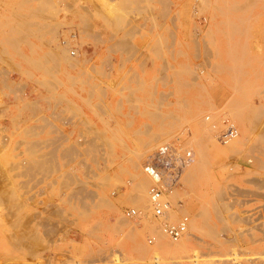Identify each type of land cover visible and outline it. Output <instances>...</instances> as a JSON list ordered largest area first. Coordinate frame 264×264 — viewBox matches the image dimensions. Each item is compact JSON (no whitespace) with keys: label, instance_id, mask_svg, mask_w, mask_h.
<instances>
[{"label":"rangeland","instance_id":"rangeland-1","mask_svg":"<svg viewBox=\"0 0 264 264\" xmlns=\"http://www.w3.org/2000/svg\"><path fill=\"white\" fill-rule=\"evenodd\" d=\"M0 1V264H264V0ZM147 60L160 91H127ZM163 143L194 159L156 219ZM184 216L179 249L162 226Z\"/></svg>","mask_w":264,"mask_h":264},{"label":"built area","instance_id":"built-area-1","mask_svg":"<svg viewBox=\"0 0 264 264\" xmlns=\"http://www.w3.org/2000/svg\"><path fill=\"white\" fill-rule=\"evenodd\" d=\"M205 121L210 122V117L206 116ZM234 135L232 127L224 126L218 139L221 141L232 138ZM192 159V150L174 146L172 143H163L145 161L143 172L152 181L147 194L154 218H165L171 212L172 206L171 203L164 200L165 194L171 192L179 184L184 168ZM125 216L129 219L139 220L142 213L137 209H129L125 211ZM188 222V217L184 216L175 224L164 223L162 232L176 242L186 233ZM147 242L152 244L154 239H148Z\"/></svg>","mask_w":264,"mask_h":264},{"label":"crops","instance_id":"crops-1","mask_svg":"<svg viewBox=\"0 0 264 264\" xmlns=\"http://www.w3.org/2000/svg\"><path fill=\"white\" fill-rule=\"evenodd\" d=\"M112 64L113 66L111 68V72L114 80L113 88L115 89L119 81L116 79L117 73L118 71L123 70V64H121V61H118L116 58L113 59ZM135 64L138 66V69H134V71L133 67L130 68L132 75L129 84L131 87H129L127 91H160L162 79V69L160 64L155 63L152 60H147L146 62L142 63V65L134 62L133 65ZM122 91L126 90L123 89Z\"/></svg>","mask_w":264,"mask_h":264},{"label":"bare ground","instance_id":"bare-ground-1","mask_svg":"<svg viewBox=\"0 0 264 264\" xmlns=\"http://www.w3.org/2000/svg\"><path fill=\"white\" fill-rule=\"evenodd\" d=\"M22 1H24V0H22ZM22 1H21V3H22ZM106 1H108V0H106ZM123 1V0H122ZM128 1V0H127ZM169 1V0H168ZM198 1V0H197ZM250 1V0H249ZM260 1V0H259ZM262 1V0H261ZM0 2H2V1H0ZM25 2H27V0L25 1ZM109 2V1H108ZM170 2V1H169ZM256 2V0L253 2V0H252V3H255ZM20 3V4H21ZM24 3V2H23ZM106 3V2H105ZM123 3V2H122ZM125 3V2H124ZM161 3H163V0H161ZM168 3V2H167ZM205 3V2H204ZM236 3V2H235ZM235 3H234V5H231L230 4V6H227V7H225V8H228V9H225V10H223V8H221L220 9V11H221V14L223 13V12H225V13H227L228 14V12L230 11V14H240L239 12L240 11H242L243 9H245L244 7H243V9H241L242 7L241 6H239V5H237V3H236V5H235ZM244 3H247V2H244ZM250 3H251V1H250ZM252 3H251V6H252ZM19 4V5H20ZM25 4V3H24ZM24 4H21L22 5V7H23V5ZM164 4V3H163ZM190 5V4H189ZM242 6H243V4H241ZM249 5V4H248ZM254 6L256 5V4H253ZM226 6V5H225ZM245 6H246V4H245ZM123 7V6H122ZM209 7V6H208ZM213 7H214V5H213ZM248 7V6H247ZM246 7V8H247ZM257 7V6H256ZM216 8V7H215ZM251 8V7H250ZM260 8V7H259ZM249 9V8H248ZM43 10V9H42ZM217 10H218V8H217ZM246 10V9H245ZM244 10V11H245ZM251 10V9H250ZM41 11V10H40ZM220 11H219V13H220ZM223 11V12H222ZM39 12V11H38ZM252 12V11H251ZM36 13V12H35ZM15 14V13H14ZM244 14V13H243ZM14 16V15H13ZM15 16H20V17H22L21 15H15ZM31 16H33L32 14H31ZM20 17L19 18H17V20H16V23H18V20L20 19ZM258 17V16H257ZM13 20L14 19H16V17H14V18H12ZM40 19V18H39ZM45 19V18H44ZM237 19V18H236ZM248 19V18H247ZM250 19V18H249ZM12 20V21H13ZM206 20L208 21V24H209V26H210V28H212L213 26H214V24H215V20H213V18L212 19H210V18H206ZM245 20V19H244ZM11 21V22H12ZM22 21H24V20H22ZM21 21V22H22ZM240 21V20H239ZM7 22V21H6ZM14 23H15V21H13ZM19 22H20V20H19ZM241 22H243V21H241ZM196 23V22H195ZM194 23V24H195ZM244 23V22H243ZM18 24H23V23H18ZM18 24H16V25H18ZM26 24V23H25ZM232 24V23H231ZM247 24V23H246ZM249 24V23H248ZM253 24V23H252ZM6 25V27L8 28V26H7V23L5 24ZM8 25L10 26V30L14 27H16V25L15 26H13V24H11L10 22L8 23ZM34 25V24H33ZM196 26L198 25V24H195ZM195 25H194V27H195ZM216 25V24H215ZM235 24H233V26H234ZM2 28H3V23H2ZM232 26V27H233ZM236 26H237V24H236ZM241 26V25H240ZM198 27V26H197ZM264 27V26H263ZM27 28V27H26ZM214 28V27H213ZM19 29V28H18ZM10 30H9V33H10ZM28 30V29H27ZM239 30V29H238ZM12 31V30H11ZM15 31V30H14ZM13 33V32H12ZM11 33V34H12ZM14 33H16V32H14ZM21 33V32H20ZM248 33V32H247ZM207 34V33H206ZM9 35V34H8ZM16 35V34H15ZM23 35V34H22ZM235 35V34H234ZM7 36V35H6ZM230 37V36H229ZM15 38V37H14ZM116 43V42H115ZM9 45V44H8ZM16 46V45H15ZM244 49V48H243ZM255 49H257V48H255ZM261 49V48H260ZM259 49V50H260ZM261 51V50H260ZM229 52V51H228ZM244 53V50L242 51V53L241 54H243ZM258 53H259V51H258ZM244 56V55H243ZM229 57V56H228ZM236 57H234V59H235ZM228 59H230V58H228ZM238 59V58H237ZM164 61V60H163ZM230 61V60H229ZM233 62H234V60H233ZM236 63V62H235ZM242 69V68H241ZM162 72V71H161ZM236 72V71H235ZM238 72H239V70H238ZM240 77V76H239ZM234 78V77H233ZM54 80V79H53ZM236 92V91H235ZM224 97H226V96H224ZM153 105V104H152ZM137 106V105H136ZM261 109V108H260ZM252 110V109H251ZM254 111V110H253ZM255 112H256V110H255ZM258 112V111H257ZM261 113V112H260ZM255 115H257V113L255 114ZM260 117V116H259ZM257 118H258V116H257ZM259 123H260V121H259ZM262 124V123H261ZM242 125V124H241ZM253 125H256V124H254L253 123ZM259 127H260V125H259ZM262 127H264V126H262ZM242 128H243V131L245 132V126H243L242 125ZM254 129V128H253ZM256 129V128H255ZM258 130V129H257ZM261 131H264V130H260V132ZM241 132V131H240ZM244 132H243V138H244ZM258 132V137H259V140L261 141V142H264V132ZM241 134H242V132H241ZM241 138H242V136H241ZM65 141V140H64ZM57 142V141H56ZM38 145V144H37ZM254 145V144H253ZM259 145H257V147H258ZM255 147V146H254ZM73 148V147H72ZM66 149V148H65ZM74 149V148H73ZM262 149V148H261ZM77 150V149H76ZM56 151V150H55ZM58 151V150H57ZM69 151V150H68ZM70 151H71V149H70ZM254 151H255V149H254ZM62 153H63V151H62ZM259 153V152H258ZM260 153H261V151H260ZM263 153V152H262ZM68 154V153H67ZM70 154V153H69ZM47 155V154H46ZM43 156V155H42ZM66 156V155H65ZM51 157V156H50ZM71 157V156H70ZM194 159V158H193ZM193 159H192V161H193ZM68 160V159H67ZM192 161L188 164V165H190L191 163H192ZM45 162H46V160H45ZM48 162V161H47ZM37 163V162H36ZM43 163V162H42ZM31 164V163H30ZM49 164V163H48ZM35 166V165H34ZM27 169H29V168H27ZM40 169V168H39ZM34 170H36V169H34ZM31 171V170H30ZM24 172V171H23ZM82 192V191H81ZM76 194V193H75ZM216 197H217V195H216ZM4 198H6V197H4ZM71 199V198H70ZM216 205V204H215ZM214 205V206H215ZM217 207V206H216ZM216 207H215V209H216ZM220 207V206H219ZM44 211V210H43ZM54 211V210H53ZM218 211V210H217ZM57 212V211H56ZM59 212V211H58ZM204 213V212H203ZM57 214V213H56ZM199 215H200V213H199ZM48 216V215H47ZM62 216V215H61ZM219 217V216H218ZM122 219H123V217H122ZM232 219V218H231ZM121 220V219H120ZM123 222V221H122ZM42 223V222H41ZM224 232V231H223ZM12 233V232H11ZM14 235V234H13ZM12 235V236H13ZM190 235L191 234H188L186 237H184V238H180L181 239V241L180 242H178V241H176L177 243L175 244L176 245V247L177 248H179V249H182V248H184V247H186V246H189V245H192L191 244V242L193 241L192 240V238L190 237ZM212 235V234H211ZM23 236V235H22ZM193 236V235H192ZM166 237V236H165ZM194 237V236H193ZM20 238V237H19ZM23 238V237H22ZM211 238V237H210ZM16 239V238H15ZM163 239V238H162ZM18 240H21V238L20 239H18ZM13 241V240H12ZM20 242V241H19ZM12 243V242H11ZM15 243V242H14ZM22 243V242H21ZM16 245V244H15ZM17 245H18V243H17ZM22 245V244H21ZM14 246V245H13ZM174 251V250H173ZM261 254V253H260ZM236 255V254H235ZM197 256V255H196ZM234 256V255H233ZM237 256V255H236ZM235 257V256H234ZM261 257V256H260ZM233 258V257H232ZM256 258V257H255ZM197 259V258H196ZM260 259V258H259ZM259 259H255V260H259ZM236 261V260H235ZM196 262V261H195ZM263 262H255L254 264H262Z\"/></svg>","mask_w":264,"mask_h":264}]
</instances>
